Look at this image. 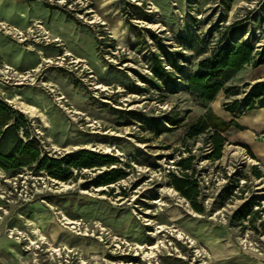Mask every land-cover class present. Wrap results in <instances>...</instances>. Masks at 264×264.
Listing matches in <instances>:
<instances>
[{
    "label": "rangeland",
    "instance_id": "374dc122",
    "mask_svg": "<svg viewBox=\"0 0 264 264\" xmlns=\"http://www.w3.org/2000/svg\"><path fill=\"white\" fill-rule=\"evenodd\" d=\"M59 1L48 4L69 13ZM92 2L90 12L78 20L95 37V60L74 57L66 45L64 56L63 47L48 45L61 53L48 57V64L42 61L38 72L7 74L0 67V98L16 110L18 101L40 109L37 117L23 114L48 156L73 155L101 143L115 150H90L119 159L127 176L98 186L96 177L106 167L73 170L77 179L67 183L30 170L18 175L0 170V264H264V177H256L258 171L264 174V110L240 119L244 130L227 135L223 158L213 163L203 159L209 153L204 137L186 139L207 104L189 95L185 81L202 58L194 46L207 40L215 26L249 14L243 37L262 45L264 0ZM175 52L185 55L178 87L158 91L144 80L157 79L152 58L160 55L168 65ZM248 71L264 76V67ZM241 81L235 80L236 85ZM165 114L177 117L179 125L170 126ZM230 147L243 150L252 162L226 160ZM186 149L197 158L204 214L169 184V173L178 172L176 162L189 156ZM89 181L92 185L82 188ZM247 200H255L253 210L262 217L255 228L233 219Z\"/></svg>",
    "mask_w": 264,
    "mask_h": 264
},
{
    "label": "trees",
    "instance_id": "16d2710c",
    "mask_svg": "<svg viewBox=\"0 0 264 264\" xmlns=\"http://www.w3.org/2000/svg\"><path fill=\"white\" fill-rule=\"evenodd\" d=\"M48 8L60 10L68 18L78 21L58 6L48 4ZM249 18L248 14L243 19L234 20L224 27L215 26L207 40H199L194 50L197 56L202 58L198 60L193 72L185 80L189 95L204 104L208 105L216 101L221 92L226 96L222 107L231 116V121L218 117L209 108L186 133V139L193 142L204 137V145L209 153L203 156V159L213 163L223 158L228 141L224 134L230 129L243 131L244 127L239 123L240 118L253 110L264 109V80L255 83L245 82L242 86L233 84L235 77L247 67L256 69L264 66V30L260 38L262 45L259 47L247 41L249 36L243 37ZM214 33L217 34L216 37ZM241 37L245 40H240ZM211 43H214L212 48ZM184 59L183 52H175L169 57L167 65L160 55L155 54L151 61V72L157 79L145 77L144 80L152 81L158 91L176 89L179 74L185 67ZM166 66L170 69H166ZM163 119L173 127L180 123L175 116L165 114ZM153 128H159L158 121L153 120ZM186 150L189 156L181 157L176 162L178 172L169 173V184L191 204L197 213L204 214L205 207L199 201L201 190L197 178V158L192 154V149ZM120 163L116 157L86 149L60 158L48 156L32 133V125L28 118L0 98V170L12 175L30 170L35 175H46L67 183L77 179L73 170L79 173L84 169L97 170L106 167L107 170L98 174L96 179L98 186H109L127 176L126 171L119 167ZM256 177L260 179L264 174L258 171ZM91 185L92 181H89L82 185V188L88 189ZM136 186L138 183L133 187ZM255 204H257L255 200H247L234 213L233 219L246 221L254 227L255 223L262 219L260 213L253 210ZM261 226L264 228V221L261 222ZM120 258L128 259V257Z\"/></svg>",
    "mask_w": 264,
    "mask_h": 264
},
{
    "label": "crops",
    "instance_id": "0c3cea01",
    "mask_svg": "<svg viewBox=\"0 0 264 264\" xmlns=\"http://www.w3.org/2000/svg\"><path fill=\"white\" fill-rule=\"evenodd\" d=\"M37 21L44 23L45 29L49 30L54 37H59L65 43L67 51L74 57L89 62L95 60V37L92 31L83 26L79 20H72L62 11L48 8V4L42 1L0 0V22L26 30L33 22ZM34 47L36 49L35 51H28L25 47L23 48L19 44L11 41L9 37L0 34V61L6 63V65L15 72L28 73L40 69L42 57L48 59V57H56L61 53V49H57V47H48V45L34 44ZM40 54H42V56H40ZM263 67L264 66H261L256 69L250 68L257 72V70ZM248 68L249 67L244 69L235 77L233 84L236 85L235 80L239 78H241L242 81L237 85L240 83L244 84L245 82L255 83L264 80V76L252 71L250 72ZM46 76L48 77V69H46ZM55 85L59 87L63 93L66 92L68 94V90L62 84ZM221 94L223 95L222 100L219 101L217 98L216 101L208 104L204 114L210 108L218 117L229 122L232 118L222 107L223 103L226 101V96L224 92H221L219 96ZM17 110L22 112L21 109ZM203 115H201V117ZM239 123L241 126H244L240 120ZM234 131L238 130L230 129L224 135L227 137L228 134ZM53 236L56 237L55 231L53 232Z\"/></svg>",
    "mask_w": 264,
    "mask_h": 264
},
{
    "label": "built area",
    "instance_id": "2783aa9c",
    "mask_svg": "<svg viewBox=\"0 0 264 264\" xmlns=\"http://www.w3.org/2000/svg\"><path fill=\"white\" fill-rule=\"evenodd\" d=\"M27 1H42L44 3L52 2L53 0H27ZM61 6L67 7L69 9L70 15H72L75 19H83L85 14L90 12V7L92 6V0H60L59 1ZM74 5L78 6V9L74 8ZM184 19V18H183ZM0 33L9 37L13 41L17 42L20 45H26L25 49L28 51H35L34 44H43V45H51L56 44L57 46L63 47L64 56H67L65 44L59 37H54L49 30L45 29L44 23L41 21L33 22L26 30L19 29L18 27L0 22ZM42 56V54H40ZM60 60V57H58ZM62 61L65 60L61 59ZM42 61L45 64H48V59L42 57ZM52 64V61H49ZM75 63H79L80 60L74 61ZM59 64V63H57ZM41 66V65H40ZM0 67L5 70V73L9 74L13 72V70L6 65V63L2 62ZM166 69H170L169 66H166ZM40 70V69H39ZM38 72V71H34ZM27 76L30 73L26 74ZM21 78L25 79L26 76L21 75ZM64 100V97L60 98V101Z\"/></svg>",
    "mask_w": 264,
    "mask_h": 264
},
{
    "label": "bare ground",
    "instance_id": "6f19581e",
    "mask_svg": "<svg viewBox=\"0 0 264 264\" xmlns=\"http://www.w3.org/2000/svg\"><path fill=\"white\" fill-rule=\"evenodd\" d=\"M149 27L158 28L159 26L150 25ZM36 71H39V69H37ZM16 98L17 99H22L20 96H17ZM17 105H18L17 109H21L22 112L25 113V114H31L33 117H37L40 114V109L39 108H37L36 106L29 105V104H27L24 101H18ZM93 146H96V148H99V149H103L105 153H112L115 150V147L107 146V145H104V144H101V143H96V142L93 143V144L85 145L84 148L91 149V147H93ZM234 157H239V158H241V159H243V160H245L247 162H252V160L245 154V152L243 150L238 149V148H233V147L228 148L225 159L229 160L230 158L232 159ZM172 192H174V191H172ZM65 219L68 220L69 223H71V224L75 223L73 221H70L67 218H65ZM76 225H78V223H76ZM182 236H183V233L180 232V238ZM42 240L45 241L46 238L43 237ZM50 250L53 251L54 253H59L58 249L51 248ZM145 257H153V256L150 255V254H146Z\"/></svg>",
    "mask_w": 264,
    "mask_h": 264
},
{
    "label": "water",
    "instance_id": "95a60500",
    "mask_svg": "<svg viewBox=\"0 0 264 264\" xmlns=\"http://www.w3.org/2000/svg\"><path fill=\"white\" fill-rule=\"evenodd\" d=\"M86 150L92 151V150H90V149H86ZM67 154H68V153H67Z\"/></svg>",
    "mask_w": 264,
    "mask_h": 264
}]
</instances>
